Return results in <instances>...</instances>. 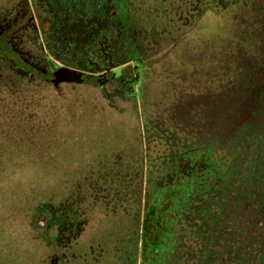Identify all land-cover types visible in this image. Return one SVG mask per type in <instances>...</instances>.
I'll return each mask as SVG.
<instances>
[{"label":"trees","instance_id":"16d2710c","mask_svg":"<svg viewBox=\"0 0 264 264\" xmlns=\"http://www.w3.org/2000/svg\"><path fill=\"white\" fill-rule=\"evenodd\" d=\"M36 1L45 33L55 32L71 56L95 53L97 70L124 64L131 83L132 59L138 94L154 111L143 134L134 113L136 142L123 129L120 143L96 142L75 160L65 191L27 208L48 264H83L73 243L111 214L126 218L123 227L93 249L92 264H137L141 221L158 246L156 264H264V0H157L147 9L135 0ZM208 11L221 16L213 30L223 51L200 66L198 44L188 56L179 51L203 37L198 23ZM60 145H19L17 157L47 151L46 160L60 159ZM145 182L176 190L162 221L152 207L141 220Z\"/></svg>","mask_w":264,"mask_h":264},{"label":"flooded vegetation","instance_id":"af4514ba","mask_svg":"<svg viewBox=\"0 0 264 264\" xmlns=\"http://www.w3.org/2000/svg\"><path fill=\"white\" fill-rule=\"evenodd\" d=\"M41 18L36 0H0V169L2 159L17 158L19 145L64 144L66 133L98 127L99 114L105 117L99 128L109 125L107 110L139 113L136 77L131 83L124 64L100 70L68 64L47 46ZM113 69L119 72L98 75Z\"/></svg>","mask_w":264,"mask_h":264},{"label":"rangeland","instance_id":"374dc122","mask_svg":"<svg viewBox=\"0 0 264 264\" xmlns=\"http://www.w3.org/2000/svg\"><path fill=\"white\" fill-rule=\"evenodd\" d=\"M135 1L140 5V8L147 9V7L150 8L157 0ZM38 4L41 5L39 2ZM39 12L43 20L46 15H44L43 10H39ZM215 15L217 14L208 11L198 23V26H201V28L198 29L197 26V31L202 32L203 37H199L197 41L191 42L189 44L190 48L188 47L187 49L184 47L182 51H179L181 55L188 56L191 53V47L194 44H198V48H194L196 54H192L196 55V58H194L196 65L202 66L207 64L209 60L216 56L217 51H223V48L215 49L219 40L217 39L216 31L213 30L215 29L213 23L217 25L218 20L219 23L222 21L219 18L221 17L220 15H217L218 17ZM51 34L54 37H51ZM46 38L47 46L55 52L57 45L65 50L64 52L69 57L68 60H65L68 64L86 70H96V65L94 64L96 58L92 50H88V52L94 54L91 56L86 54V59H80V51L77 52L76 50L74 54L72 53L74 59L77 58L74 60L69 51L66 52L68 47L67 43L63 44L61 39H59V44L56 43L55 32H49ZM129 62L132 64V75L135 77L138 73L134 69L133 60L130 59ZM106 67L112 66L109 65ZM157 77L161 78L159 74H157ZM150 79L152 80V77ZM156 91L160 92V88ZM138 92L142 93L141 88L140 91L136 90L137 97L140 101L138 107L139 113L136 114L139 118L140 133L143 134V120L153 116L154 111L148 104L144 105L142 103ZM106 115L110 122L108 123L109 125L99 129L100 124L105 119V117H102V114H99L97 116L98 127L85 125L77 131L75 134L77 137L74 135L67 136L66 138L71 144L66 142L60 145V159L46 160L42 152L34 151L32 155H23L19 152L16 159L3 161L7 169L0 170V264H48L46 260L47 246L39 238L35 237L34 227L32 225L34 219L31 216H27V208H32L37 203H44L50 199H54L59 192L65 191L68 186L67 180L70 178L69 172L71 171L72 165L77 161H80V164L82 163L87 156L85 151L92 155L93 148L98 145L95 144L96 142L120 143L122 141L121 135L124 133L123 130H125L124 134L133 135L135 142L138 140L135 135L137 131V117L134 116L133 112L125 116H117L112 110H107ZM116 132H119L118 135L114 134ZM83 136L96 138L90 140L88 143H83ZM141 138L143 140V135ZM137 148L138 145L136 144ZM31 150H33V147ZM175 193L176 190L174 189L152 187L148 182H145L143 184L141 220H143L144 215L148 213L151 207L153 209L150 212H152L154 218L162 221L166 218V215L169 217L173 213L176 204ZM161 212L162 215L160 216ZM119 218L112 214L96 217L95 221L98 220V227L93 228L83 239L81 238L73 243V251L82 255L83 264H92L94 262L93 249L101 243H104L107 239L113 242L116 236L119 235L115 230L117 227L118 230H121L123 227L121 226L122 222L126 219L124 217ZM38 220L39 218H37V222ZM42 220L40 219L39 221L40 225H42ZM142 234H144V230L141 221L139 227L137 264H156L160 257H158V246L150 244L146 235ZM69 263L73 264L72 262Z\"/></svg>","mask_w":264,"mask_h":264},{"label":"water","instance_id":"95a60500","mask_svg":"<svg viewBox=\"0 0 264 264\" xmlns=\"http://www.w3.org/2000/svg\"><path fill=\"white\" fill-rule=\"evenodd\" d=\"M116 71L119 72V69L108 70V71H105L104 73H100L98 75H99V77H100V75H102V76H104V75H110V74H112V73H114ZM80 73H82V72H80ZM90 76L95 77L96 74L95 75H90Z\"/></svg>","mask_w":264,"mask_h":264}]
</instances>
